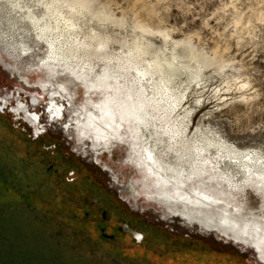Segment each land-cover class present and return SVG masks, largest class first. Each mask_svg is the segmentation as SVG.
Listing matches in <instances>:
<instances>
[{
	"label": "rangeland",
	"instance_id": "rangeland-1",
	"mask_svg": "<svg viewBox=\"0 0 264 264\" xmlns=\"http://www.w3.org/2000/svg\"><path fill=\"white\" fill-rule=\"evenodd\" d=\"M80 2L65 14L75 31H62V49L82 74L110 72L103 83L108 94L85 86L72 71L51 73L39 66L46 47L25 19L45 13L35 0H10V49L0 42V64L8 71L0 72L10 75V92L20 90L23 98L29 90L42 91L53 101L48 104L57 111L60 106L54 118L58 124L50 128L62 146L64 172L77 168L79 179L87 180L85 188L104 201L111 217L116 212L108 201L136 220L146 231L149 249L95 245L100 231L66 206L74 203L66 201L68 186L60 185L64 194L59 196V180L37 165L26 167L21 126L10 116V138L0 127V264H264V0ZM47 20L55 25L52 17L40 25ZM5 51L9 58L3 59ZM38 68L42 80L33 83ZM114 73L127 78L122 81L127 84L135 83L137 73L141 97L154 101L156 107L145 106L153 138L172 141L164 145L167 151L154 150L160 161L180 144L165 130L184 129L190 148L203 135L209 149L201 148L196 157L205 166L204 176L180 188L150 166L143 170L138 154L144 149L129 132L137 127L125 121L119 125L118 118L117 126L109 127L100 105L101 99H114L110 94L119 81ZM46 99L42 96L44 108ZM78 114L83 124L73 122ZM183 116L177 126L175 119ZM230 150L251 152L248 169ZM159 160L154 167H164ZM213 169L219 170L216 183ZM201 179L207 192L196 194ZM199 201L217 203L201 207L205 217L196 208Z\"/></svg>",
	"mask_w": 264,
	"mask_h": 264
},
{
	"label": "bare ground",
	"instance_id": "bare-ground-1",
	"mask_svg": "<svg viewBox=\"0 0 264 264\" xmlns=\"http://www.w3.org/2000/svg\"><path fill=\"white\" fill-rule=\"evenodd\" d=\"M35 1H36V5H39L43 9H45V13H43V16L40 18L35 17V15L32 13V15L30 14L29 16H27L28 18H25V19H27V21H30L32 27H34L35 39L39 43L43 44L44 48L46 47V49H45L46 58L44 60H41L39 66L41 68L47 70L48 72L50 71L51 73L54 70L56 71V73H59L61 71H66L68 73L69 71H72L75 73V75H77L78 77H81L80 79L82 80V82H84L83 84H85V86L100 89L99 90L100 94L103 92H104V94H108L109 91L106 90L107 86L104 85L103 83H105L106 82L105 80L110 77V76H108V74H110V72H104L102 75L92 76V77L87 76L90 73L86 72V71L84 72V74H82L80 71L73 69L72 55L68 51H64L62 49V44H61L62 34L65 35L64 34L65 32H67V33L69 32V33L73 34V32L75 31V26H74L75 23L72 21L71 16L66 17V15H67V13H70V15H71L75 11L74 9L76 8V5L81 4L80 0H48V1L47 0H35ZM10 5L13 6V4H10V0H0V25H2L3 21L5 22V25H6L3 29L0 28V42L5 44L9 49H10ZM32 7H35V6H32ZM43 12H44V10H43ZM45 17H48V19H50L51 17L54 18L55 25H51L48 20L44 21V24L40 25V21H42L43 18H45ZM59 25L63 26L62 29H60V30H59ZM62 31H64V33H62ZM32 34H33V31H32ZM15 48L18 49L20 47L15 46ZM7 52L8 51H5L3 53V59H4V57L9 58V54H8L9 52L8 53ZM41 58H44V57H41ZM10 66H12V65H10ZM12 67L15 68V66H12ZM41 68H38L39 69L37 72L38 75L36 76V81L33 83H39L40 82L39 80H42V77H41V70L42 69ZM15 69H17V71H19V68H15ZM75 75H72V76L75 78ZM135 75H136L135 83L134 84H131V83L127 84V83L122 82L124 79L127 80V78L122 76V74H119V73L112 74V76L116 77L119 80V81H117L118 85L116 86L114 93L110 94L111 97L114 95V99L109 101V99L107 98L103 102H102V99L100 101V105L103 109L102 111L104 113V116L106 117V123L109 122V127H111L112 125H116L117 124L116 123L117 118L121 121V122H118L119 125H120V123H122V122L124 123V121H125L129 124L128 126H130L131 122H133L132 126L134 128L136 126L137 129H134V130L131 129V130H129V132L133 133V138H136V141H139L142 144V148L144 149V150H142L143 152L140 151L141 154H138L139 160L143 163V167H144L143 170L148 169L150 166L151 168L155 169V171H156L155 174H157V176L165 178L166 180L168 179L169 181H171V183H173L174 187L182 188V187H184V184H183L184 181H190L194 177H201V176H204V174H205V171H206L205 166L202 165L201 163H199L198 162L199 157H196V155L198 156V153H200L199 150H201V148L205 149V150H206V148H208L206 146L205 141H204V137H203V135L202 136L200 135L198 138H195V140H194L195 144L191 145L192 148H190L189 147L190 144H187L189 142V138L187 137L184 129H178V130L167 129V130H165V133L168 136L174 137L173 141H178L180 144L178 145L177 148L173 147V149H172L173 151L171 152L170 155L166 154V158L160 157V158H162V160L160 161L157 158V156L154 154V150H156L158 147H162L163 151H167L166 146H164V145L169 144V142L171 141L169 139L171 137H169L168 139L163 138L161 141L160 140L158 141V140L153 138V134L151 132L152 120L146 116V114H145L146 107L145 106H146V104L148 105V103L149 104L151 103L150 105H152L154 103V101H152V100L149 101L145 97H144V99L141 97L140 85L138 84V74L136 73ZM97 78H98V80H97ZM19 79H21V78H19ZM98 81H100V82L102 81V84H100V82H98ZM68 84H70V83H68ZM80 84H81V82H80ZM52 85H54V84H52ZM107 85H109V84L107 83ZM62 90H64V89H62ZM115 94H117L116 97H115ZM33 98H35V100H38V99L40 100V96H38V95H34ZM33 101H34V99H33ZM94 104H96V103H94ZM171 105H172L171 103L168 104V109H170L172 107ZM152 106L156 107L155 104H153ZM48 108L50 109L51 114H53V115L57 114L56 113L57 108L53 104H48ZM78 116L79 117L77 119H75L73 122H76L77 124L82 122V124H83V121H84L83 115L80 116L78 114ZM185 118H186L185 116L180 117V118H176L175 119L176 125L177 126L182 125ZM90 121H91V119L89 120V122ZM90 123L92 124V122H90ZM84 124H86V123H84ZM96 125H97V123H96ZM90 127H92V126H90ZM118 127H120V126H118ZM142 127L146 128L145 132L147 134L143 133ZM125 128H126V126H125ZM117 129H119V128H117ZM113 133H115V132H113ZM93 134H95V133H93ZM102 135H105V134L103 133V134H101V136ZM120 136H122V135H120ZM105 138H107V137H105ZM171 143H172V141L170 142V144ZM152 144H154V145H152ZM107 149H109V148H107ZM196 150H197V152H196ZM228 152H229V154H232V157L234 159L236 158L238 165L244 166L245 168L247 167V169H248L247 163L249 160H252L251 158H249V157H251L250 156L251 152H249V153L246 152L243 154L240 152H237L235 150H233V151L230 150ZM138 153H139V151H138ZM217 153L218 152H216V154ZM159 154L161 155V153H159ZM140 155H143V158ZM158 160L160 162H162V164L160 162L159 163L161 165H164V167H160L159 165H157L158 167H154L155 164H157L156 162H158ZM149 163H151V164H149ZM215 167L217 168V165ZM211 171H213V175H214L213 177H214V180L216 183V174L219 170L215 169V171H214V169H213ZM256 174L260 175L263 173L258 172ZM252 177H254V176H252ZM251 181H249V182H251ZM205 184H206V182L204 180L197 182V185H195V188H194V192L197 194L198 191H201V192L206 191L207 188L205 187ZM208 185L209 186H207V187H210V188H212V186H213L211 184H208ZM262 185H263V183H262ZM197 186H199V187H197ZM218 198L219 197H217V199ZM208 203L216 204L217 202L201 203L199 201L198 206H200V207H196V208L200 209L199 211L202 212L205 217H206L207 212L205 210H203L204 208L202 209L201 207H206ZM179 205L183 206V205H189V204L180 203ZM189 206H192V205H189ZM193 207H195V206H193ZM245 225H247V224H245ZM219 227H221V226H219ZM263 227H264V225H263Z\"/></svg>",
	"mask_w": 264,
	"mask_h": 264
},
{
	"label": "flooded vegetation",
	"instance_id": "flooded-vegetation-1",
	"mask_svg": "<svg viewBox=\"0 0 264 264\" xmlns=\"http://www.w3.org/2000/svg\"><path fill=\"white\" fill-rule=\"evenodd\" d=\"M0 69L4 72L8 71L2 64H0ZM9 77L10 75L7 76L0 72V127H3V130L10 138V116L13 122L15 121L18 126H21L19 131L25 139V145L22 150L23 162L26 167L28 166L29 169L32 165L33 167L37 165L44 169L45 174L52 175L54 179L59 180L55 184L57 195L59 196L64 194L60 185L68 186L67 192H65L66 201L74 203L72 204L73 207L66 206L71 212L74 211V215L81 214L87 217L88 224L96 225L100 231L102 238L95 241V245L111 244L116 249L129 251L134 249L148 250L149 248L146 247V231L139 227L136 220L134 221L131 216H128L122 208L118 209L115 204L113 205L111 201H108L116 212L111 217L104 201L98 197L96 198V193L85 188L86 179L81 178L82 181L79 179L77 168L71 167L70 169H65L64 172L62 167V146L59 139L54 136L56 133H53L50 128L51 123H57L54 118L60 116V106L54 102L59 109L56 111L57 114L53 115L48 108V103L53 101H48L42 91L40 93L43 95H39L38 91L32 93L29 90L25 92L28 94L24 95L23 98L20 90H12L10 92ZM34 95L40 96V100H35L33 98ZM42 96L46 99L49 111L47 115H45V108L41 103ZM36 106L40 109L36 108ZM2 173L1 171L0 175ZM80 181L82 186H80Z\"/></svg>",
	"mask_w": 264,
	"mask_h": 264
},
{
	"label": "built area",
	"instance_id": "built-area-1",
	"mask_svg": "<svg viewBox=\"0 0 264 264\" xmlns=\"http://www.w3.org/2000/svg\"><path fill=\"white\" fill-rule=\"evenodd\" d=\"M44 111H45L46 115L49 114V111H48L47 107L44 109Z\"/></svg>",
	"mask_w": 264,
	"mask_h": 264
}]
</instances>
